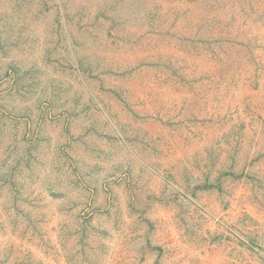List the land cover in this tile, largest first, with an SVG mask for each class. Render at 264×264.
Instances as JSON below:
<instances>
[{
    "label": "rangeland",
    "instance_id": "obj_1",
    "mask_svg": "<svg viewBox=\"0 0 264 264\" xmlns=\"http://www.w3.org/2000/svg\"><path fill=\"white\" fill-rule=\"evenodd\" d=\"M0 264H264V0H0Z\"/></svg>",
    "mask_w": 264,
    "mask_h": 264
}]
</instances>
